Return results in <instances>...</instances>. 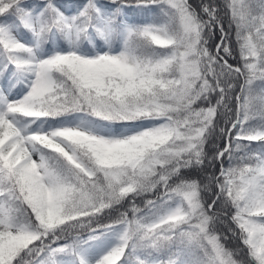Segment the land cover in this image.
<instances>
[{
  "label": "snow or ice",
  "instance_id": "snow-or-ice-1",
  "mask_svg": "<svg viewBox=\"0 0 264 264\" xmlns=\"http://www.w3.org/2000/svg\"><path fill=\"white\" fill-rule=\"evenodd\" d=\"M0 264H264V0H0Z\"/></svg>",
  "mask_w": 264,
  "mask_h": 264
}]
</instances>
